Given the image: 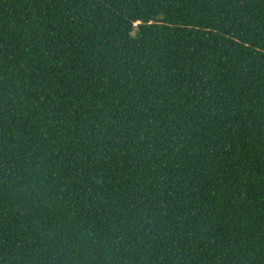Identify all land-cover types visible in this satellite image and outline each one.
<instances>
[{
	"label": "trees",
	"instance_id": "trees-1",
	"mask_svg": "<svg viewBox=\"0 0 264 264\" xmlns=\"http://www.w3.org/2000/svg\"><path fill=\"white\" fill-rule=\"evenodd\" d=\"M0 264H264V0H0Z\"/></svg>",
	"mask_w": 264,
	"mask_h": 264
}]
</instances>
